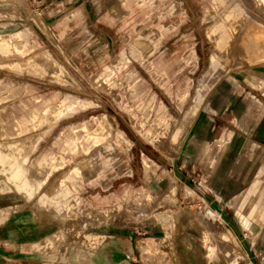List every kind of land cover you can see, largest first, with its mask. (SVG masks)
<instances>
[{
  "label": "rangeland",
  "instance_id": "rangeland-1",
  "mask_svg": "<svg viewBox=\"0 0 264 264\" xmlns=\"http://www.w3.org/2000/svg\"><path fill=\"white\" fill-rule=\"evenodd\" d=\"M76 7L0 0V264H264L256 1Z\"/></svg>",
  "mask_w": 264,
  "mask_h": 264
},
{
  "label": "bare ground",
  "instance_id": "bare-ground-1",
  "mask_svg": "<svg viewBox=\"0 0 264 264\" xmlns=\"http://www.w3.org/2000/svg\"><path fill=\"white\" fill-rule=\"evenodd\" d=\"M256 1V3H257V5H258V7L261 9V11H262V14H264V0H255ZM120 9V8H119ZM260 11V10H259ZM260 13V12H259ZM238 26H239V28L237 29V31H236V33H238V35L239 36H241V35H244V37H247L248 36V26H247V23H244V22H241V23H239L238 24ZM262 38V37H261ZM264 38V37H263ZM262 38V39H263ZM19 39H20V37H19ZM255 40V42H253V43H256L255 44V46L254 47H256L257 49H260L261 48V45H262V41H264V40ZM243 42H244V40H243ZM237 43H239V42H237ZM150 46V45H149ZM1 47L3 48V49H8L9 48V45L6 43V42H1ZM235 47H237V46H235ZM243 47V43H242V45H241V47L240 48H242ZM246 47V46H245ZM148 48V47H147ZM145 49H146V47H145ZM150 49V48H149ZM237 49H239V47L237 48ZM243 49V48H242ZM261 49H264V46H262V48ZM259 51V50H258ZM147 52H149V51H147ZM247 52V51H246ZM254 52V51H253ZM248 53V52H247ZM252 53V52H251ZM47 54V53H46ZM261 56V55H260ZM42 57H43V59H44V63H46V64H51L54 68H56V71L54 70V72H48L50 75H53L55 78L56 77H58L59 75H61V70H60V68L55 64V62L52 60V59H50L47 55H42ZM64 78H65V80H67V81H71V78L66 74V73H64ZM157 78H159V77H157ZM166 81V80H165ZM107 122V121H106ZM112 128V127H111ZM107 129V128H106ZM108 129H110L109 127H108ZM107 129V130H108ZM96 138V136L94 135L93 137H91L90 139H89V142L90 141H94V139ZM95 144V143H94ZM156 144H157V142H156ZM102 220H104V219H102ZM220 229H222L223 230V227H222V225H221V223H220Z\"/></svg>",
  "mask_w": 264,
  "mask_h": 264
},
{
  "label": "crops",
  "instance_id": "crops-1",
  "mask_svg": "<svg viewBox=\"0 0 264 264\" xmlns=\"http://www.w3.org/2000/svg\"><path fill=\"white\" fill-rule=\"evenodd\" d=\"M76 2H77V7L75 10L83 12L86 9V4L88 0H76ZM7 230L8 232H11L12 234H14V232L16 231L14 225L10 226L9 229Z\"/></svg>",
  "mask_w": 264,
  "mask_h": 264
}]
</instances>
